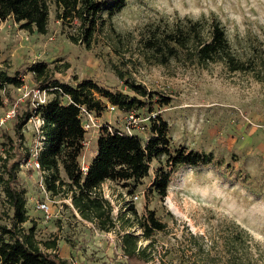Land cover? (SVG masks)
Segmentation results:
<instances>
[{"label": "rangeland", "instance_id": "obj_1", "mask_svg": "<svg viewBox=\"0 0 264 264\" xmlns=\"http://www.w3.org/2000/svg\"><path fill=\"white\" fill-rule=\"evenodd\" d=\"M47 1V33L28 31L11 19L0 24V71L23 82L20 86L8 82L0 88V154L9 148L5 134L16 138L18 116L35 100L44 102L54 96L46 88L38 92L31 71L38 62H45L61 81L76 85L92 78L111 90H125L115 72L117 65L153 91L171 97L167 105L155 104L152 112L140 109L128 114L108 101L100 112L83 109L86 145L80 157L82 165L87 166L96 154L102 125L137 135L146 143L152 136L150 117L158 113L168 121L176 145L213 152L216 159L201 168L181 166L173 173L165 197L154 187L164 156L151 162L149 175L133 192L115 181H106L103 191L117 221L108 231L84 219L73 208L71 197L52 195L43 172L29 163L32 159L23 161L16 185L26 191L30 218L26 227L36 223V235L41 240L57 238L60 254L75 264H119L125 258L124 232L139 236L140 245L150 242L143 238L138 224L126 220L132 218L128 208L133 203L139 214L153 209L169 226L153 236L150 264H197V246L191 234L204 237L209 246L226 232H235L238 224L252 238L248 252L264 264V65L257 77L252 72H231L222 63L207 68L176 60L168 65L147 63L138 51L139 33L145 24L162 16L199 18L213 13L223 22L236 52L243 59L258 58L263 64L264 0H127L112 20L116 30L130 39L124 48L130 46L131 51L123 57L104 39L91 48L72 42L57 19L55 0ZM11 110L14 116L1 123ZM41 124L42 120L33 116L23 127V146L32 154L44 143ZM40 202L49 204L48 213L38 208ZM6 212L0 184L1 223L7 222Z\"/></svg>", "mask_w": 264, "mask_h": 264}, {"label": "trees", "instance_id": "obj_2", "mask_svg": "<svg viewBox=\"0 0 264 264\" xmlns=\"http://www.w3.org/2000/svg\"><path fill=\"white\" fill-rule=\"evenodd\" d=\"M127 0H55L57 19L68 38L91 48L104 39L114 53L125 56L130 52V39L118 32L112 20L126 6ZM50 7L47 0H0V24L8 19L28 31L47 33ZM138 51L147 63L168 65L172 60L186 66L207 68L222 63L231 72H252L259 77L263 64L258 58L243 59L230 42L226 28L215 14L193 18L189 15L171 18L162 16L144 25L139 33ZM261 61V62H260ZM126 64L125 61H122ZM31 71L40 89L46 88L54 96L33 105L16 119V138L6 133L9 148L0 154V184L6 197L7 222H0V264H75L59 252L57 238L41 240L36 235V223L26 227L30 220L26 206V191L16 184L23 161L36 157L43 172L44 183L52 195L71 197L72 206L86 220L94 222L101 230H111L117 221L112 215L113 205L103 191V184L115 181L131 192L149 175L151 162L160 161L154 187L161 197L168 193L173 173L181 166L201 168L213 163V152L199 151L186 145H176L170 135L168 121L161 113L150 117L152 136L143 143L134 134L116 127L102 125L97 138V152L84 170L80 157L85 148L86 129L82 111L100 112L106 101L122 111L133 114L140 109L152 112L154 105L164 106L171 97L153 91L136 80L131 72L115 66V72L125 90H111L92 78L73 85L55 78L54 69L38 62ZM12 82L22 85L17 76L0 71V88ZM31 96L27 101H31ZM38 102V103H37ZM42 120L43 145L35 153L23 146V127L33 117ZM25 149V150H24ZM220 163V161H218ZM131 225L138 224L143 238L150 242L139 244L140 237L132 232L122 234L125 258L119 264H150L157 231L169 226L149 209L139 214L134 204H129ZM234 232L226 234L209 246L204 237L191 234L197 246V264H260L248 252L251 236L237 225ZM215 251V253H213Z\"/></svg>", "mask_w": 264, "mask_h": 264}, {"label": "built area", "instance_id": "obj_3", "mask_svg": "<svg viewBox=\"0 0 264 264\" xmlns=\"http://www.w3.org/2000/svg\"><path fill=\"white\" fill-rule=\"evenodd\" d=\"M37 90H38V92H42L40 88H38ZM37 94H38L37 92L34 93V95H37ZM14 113H15L14 110L8 111L7 114L4 117L1 118V123L5 122V120L9 119V117H13ZM131 116H133V115H131ZM85 129H86V126H85ZM29 163H31L33 165V167H35L36 169L40 170V164H39V162H38L36 157L32 158V161L29 162ZM83 168H84L85 171L87 170V166L84 165ZM135 197H138V196H135ZM49 207L50 206H49V204L47 202L38 203V208L41 209L42 211H44L45 213L49 212Z\"/></svg>", "mask_w": 264, "mask_h": 264}]
</instances>
